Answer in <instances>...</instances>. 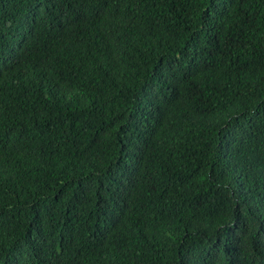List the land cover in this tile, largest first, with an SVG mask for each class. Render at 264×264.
I'll list each match as a JSON object with an SVG mask.
<instances>
[{
    "label": "trees",
    "instance_id": "16d2710c",
    "mask_svg": "<svg viewBox=\"0 0 264 264\" xmlns=\"http://www.w3.org/2000/svg\"><path fill=\"white\" fill-rule=\"evenodd\" d=\"M0 264H264V0H0Z\"/></svg>",
    "mask_w": 264,
    "mask_h": 264
},
{
    "label": "clouds",
    "instance_id": "9594fccd",
    "mask_svg": "<svg viewBox=\"0 0 264 264\" xmlns=\"http://www.w3.org/2000/svg\"><path fill=\"white\" fill-rule=\"evenodd\" d=\"M3 35L13 44L25 43V32L22 29L12 27L7 30H3Z\"/></svg>",
    "mask_w": 264,
    "mask_h": 264
}]
</instances>
